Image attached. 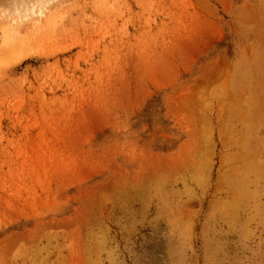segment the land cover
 <instances>
[{
    "label": "rangeland",
    "instance_id": "rangeland-1",
    "mask_svg": "<svg viewBox=\"0 0 264 264\" xmlns=\"http://www.w3.org/2000/svg\"><path fill=\"white\" fill-rule=\"evenodd\" d=\"M22 1L0 264H264V0Z\"/></svg>",
    "mask_w": 264,
    "mask_h": 264
},
{
    "label": "bare ground",
    "instance_id": "bare-ground-1",
    "mask_svg": "<svg viewBox=\"0 0 264 264\" xmlns=\"http://www.w3.org/2000/svg\"><path fill=\"white\" fill-rule=\"evenodd\" d=\"M18 1H19V5H23L24 2H23L22 0H18ZM48 1H49V0H48ZM34 9H35V6H32V7L30 8V12H31V13H34ZM38 13L41 14V10H39ZM23 14H24V15L28 14V11L25 10Z\"/></svg>",
    "mask_w": 264,
    "mask_h": 264
}]
</instances>
